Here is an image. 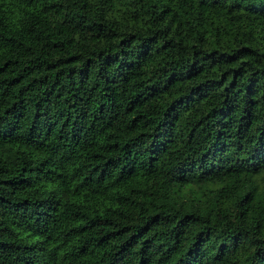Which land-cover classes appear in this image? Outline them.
<instances>
[{"label":"trees","instance_id":"1","mask_svg":"<svg viewBox=\"0 0 264 264\" xmlns=\"http://www.w3.org/2000/svg\"><path fill=\"white\" fill-rule=\"evenodd\" d=\"M0 264H264V0H0Z\"/></svg>","mask_w":264,"mask_h":264}]
</instances>
